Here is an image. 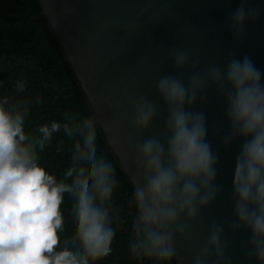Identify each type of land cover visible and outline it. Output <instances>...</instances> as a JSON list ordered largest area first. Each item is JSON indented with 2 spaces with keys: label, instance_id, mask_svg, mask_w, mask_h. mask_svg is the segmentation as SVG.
<instances>
[{
  "label": "clouds",
  "instance_id": "1",
  "mask_svg": "<svg viewBox=\"0 0 264 264\" xmlns=\"http://www.w3.org/2000/svg\"><path fill=\"white\" fill-rule=\"evenodd\" d=\"M259 14L241 0L228 21L234 39L241 40L245 25ZM168 59L176 73L187 70V77L168 73L155 83L166 117L161 137L135 145L128 254L142 264H184L175 242L220 194L219 157L206 139V113L195 110L211 88L222 98L228 126L218 130L221 144L240 142L227 228L247 232L241 242L246 260L264 264V74L246 55L230 54L223 66L211 61L201 67L191 52L173 47ZM25 91V82L15 81L16 96ZM129 103L133 133L142 134L159 107L144 95ZM28 116L27 100L0 96V264H99L113 251L122 211L114 198L120 184L116 167L98 151L93 130L78 128L71 115L33 129H27ZM58 134V145L66 141L70 156L59 177L40 163V153ZM224 233L225 224L213 220L192 264H229ZM66 235L71 243L58 248Z\"/></svg>",
  "mask_w": 264,
  "mask_h": 264
},
{
  "label": "water",
  "instance_id": "2",
  "mask_svg": "<svg viewBox=\"0 0 264 264\" xmlns=\"http://www.w3.org/2000/svg\"><path fill=\"white\" fill-rule=\"evenodd\" d=\"M41 1L92 103L97 121L106 130L129 178L137 168V141L162 136L166 109L156 95V81L168 73L187 77V70L176 73L168 59L170 48L191 52L201 67L211 61L223 66L230 54L238 59L246 55L264 74V0H247L249 7L260 9V14L245 25L241 40L234 39L228 23L241 0ZM65 8L73 11L65 12ZM138 95L159 107L155 120L142 134L133 133L131 127L129 101ZM207 96V102L197 104L195 110L206 113V139L219 157L215 182L221 192L175 246L184 264H192L209 224L215 220L225 224L229 264H255L254 260H246L241 248L249 234L244 230L231 233L227 228L232 218L231 187L240 142L221 144L218 130L226 131L228 127L223 101L211 88Z\"/></svg>",
  "mask_w": 264,
  "mask_h": 264
},
{
  "label": "trees",
  "instance_id": "3",
  "mask_svg": "<svg viewBox=\"0 0 264 264\" xmlns=\"http://www.w3.org/2000/svg\"><path fill=\"white\" fill-rule=\"evenodd\" d=\"M17 80L26 84L25 93L19 97L14 93ZM4 95L29 102L27 129L61 120L69 114L78 128L93 130L98 151L103 152L116 167L120 184L114 198L122 206L113 251L99 264H142L129 256L127 248L131 235V209L127 203L132 189L131 180L97 121L92 103L41 0H0V96ZM59 139L58 134L57 139L40 153L41 165L58 177L70 159L64 151L66 141L65 146H59ZM70 243L66 235L58 240V248L67 247ZM172 264L180 262L174 260Z\"/></svg>",
  "mask_w": 264,
  "mask_h": 264
}]
</instances>
